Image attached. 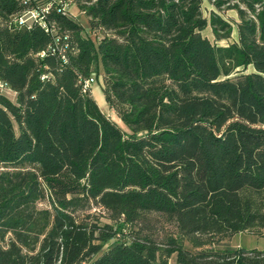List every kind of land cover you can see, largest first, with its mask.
<instances>
[{
  "label": "trees",
  "instance_id": "obj_1",
  "mask_svg": "<svg viewBox=\"0 0 264 264\" xmlns=\"http://www.w3.org/2000/svg\"><path fill=\"white\" fill-rule=\"evenodd\" d=\"M203 1L79 3L52 37L0 0V264H264L222 245L264 237V0Z\"/></svg>",
  "mask_w": 264,
  "mask_h": 264
},
{
  "label": "rangeland",
  "instance_id": "obj_2",
  "mask_svg": "<svg viewBox=\"0 0 264 264\" xmlns=\"http://www.w3.org/2000/svg\"><path fill=\"white\" fill-rule=\"evenodd\" d=\"M214 10V7L207 2L206 0L202 3V13L203 16L208 18L209 12ZM71 13L76 16V19L79 21V23L84 27L88 28V19L85 15L79 13L75 7H72L70 9ZM220 15L223 16L228 22H230L234 28V32L232 33L231 40L235 38V21H237V15L234 10L230 9H222L220 11ZM202 35L209 38L211 41H213V37L210 33L209 28L205 29L202 32ZM224 44L225 42H221ZM90 93L92 98L94 99L95 103L99 107L102 113L106 114L110 119L115 121L119 126L122 127L119 120L116 118L114 113L109 109L107 106L104 95L102 92V79L101 77L95 79V81L90 86ZM9 98H12L11 94H6ZM106 216V214H103ZM103 222H106L107 220L105 218L102 219ZM222 245H229L232 248H241L245 250H251V249H257V250H264V237H257L254 235H250L247 233H238L233 235L230 239H227L223 241ZM168 264H174L173 259L169 261Z\"/></svg>",
  "mask_w": 264,
  "mask_h": 264
},
{
  "label": "built area",
  "instance_id": "obj_3",
  "mask_svg": "<svg viewBox=\"0 0 264 264\" xmlns=\"http://www.w3.org/2000/svg\"><path fill=\"white\" fill-rule=\"evenodd\" d=\"M23 10L12 17V22L20 27L31 28L33 25L41 26L44 31L52 37L56 34V27L53 22L47 21V16L56 11L58 14L65 15L77 4H91L94 0H17ZM44 56V52L39 54ZM44 79V77H41ZM95 81L92 74L83 83L82 92L90 89L91 84ZM6 84L0 81V90L5 89Z\"/></svg>",
  "mask_w": 264,
  "mask_h": 264
}]
</instances>
